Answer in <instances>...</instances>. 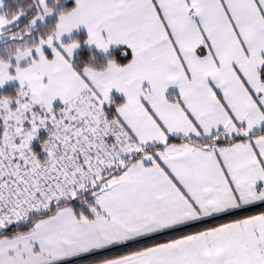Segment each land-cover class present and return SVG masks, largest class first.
Wrapping results in <instances>:
<instances>
[{
	"label": "snow or ice",
	"instance_id": "1",
	"mask_svg": "<svg viewBox=\"0 0 264 264\" xmlns=\"http://www.w3.org/2000/svg\"><path fill=\"white\" fill-rule=\"evenodd\" d=\"M9 82L0 264H264V0H0Z\"/></svg>",
	"mask_w": 264,
	"mask_h": 264
},
{
	"label": "trees",
	"instance_id": "2",
	"mask_svg": "<svg viewBox=\"0 0 264 264\" xmlns=\"http://www.w3.org/2000/svg\"><path fill=\"white\" fill-rule=\"evenodd\" d=\"M9 2L11 3L12 0H9ZM73 38L78 39L79 41H81L82 43V48L79 51H82L85 55H87V46L83 45V41L86 39V34L85 33H80L76 36H74ZM131 58V55L129 53V59ZM16 87V84L14 85H10V86H6L4 88H0V93H8L11 92L14 88ZM118 97V96H117ZM46 135V133L44 131L41 132V136ZM34 148H36L38 150V142H35L33 145ZM87 195V194H86ZM74 206H79V202L78 201H74L73 202Z\"/></svg>",
	"mask_w": 264,
	"mask_h": 264
},
{
	"label": "crops",
	"instance_id": "3",
	"mask_svg": "<svg viewBox=\"0 0 264 264\" xmlns=\"http://www.w3.org/2000/svg\"><path fill=\"white\" fill-rule=\"evenodd\" d=\"M80 33H85L86 34V30L84 29V28H80L79 30H74L71 34H70V36L69 35H66L65 36V39L66 40H68V39H72L74 36H76V35H78V34H80ZM87 35V34H86ZM79 51V50H78ZM15 84V82H9V83H7L4 87H6V86H10V85H14ZM173 91H175L174 89H170V92H173ZM113 95L114 96H118L119 94H117V93H115V91H114V93H113Z\"/></svg>",
	"mask_w": 264,
	"mask_h": 264
},
{
	"label": "rangeland",
	"instance_id": "4",
	"mask_svg": "<svg viewBox=\"0 0 264 264\" xmlns=\"http://www.w3.org/2000/svg\"><path fill=\"white\" fill-rule=\"evenodd\" d=\"M42 131H43V130H42ZM42 131H41V132H42ZM34 143H35V141H34ZM33 145H34V144H33Z\"/></svg>",
	"mask_w": 264,
	"mask_h": 264
}]
</instances>
